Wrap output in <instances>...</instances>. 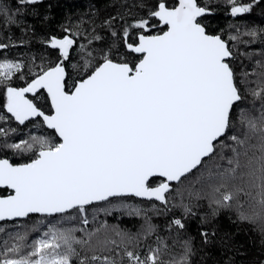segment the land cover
<instances>
[{"label": "snow or ice", "instance_id": "1", "mask_svg": "<svg viewBox=\"0 0 264 264\" xmlns=\"http://www.w3.org/2000/svg\"><path fill=\"white\" fill-rule=\"evenodd\" d=\"M38 2L14 0L16 13L0 6V24L17 25L20 8ZM226 3L237 17L259 0ZM121 7L90 33L77 25L48 38L56 60L47 65L0 51V125L15 120L52 130L8 143L16 129L0 126V151L27 157L0 158V189L11 190L0 195V222L62 218L31 243L27 231L9 234L0 242V264H193L192 239L181 238L199 206L192 201L206 200L212 217L235 208L239 220L264 232V72L256 87L241 86L255 72L238 74L233 65L229 42L239 35L208 31L207 0H124ZM12 46L10 37L0 41V50ZM68 66L78 77L71 84ZM14 78L23 84L14 86ZM173 191L183 211L168 222L170 244L150 213L168 211ZM101 205L105 214L141 218L139 230H109L106 221L90 229L97 216L89 219V207ZM200 235L210 244L216 233Z\"/></svg>", "mask_w": 264, "mask_h": 264}, {"label": "trees", "instance_id": "2", "mask_svg": "<svg viewBox=\"0 0 264 264\" xmlns=\"http://www.w3.org/2000/svg\"><path fill=\"white\" fill-rule=\"evenodd\" d=\"M207 2L213 9L212 14L204 18L208 31L211 34H220L224 39H228L230 35H239L238 41L229 42L234 52L233 65L238 69V74L242 71L249 73L254 71L255 75H249L248 83L241 86L256 87L260 73L264 72V68L259 66L264 64V31H262L264 30V0L255 3L250 12L237 17L230 15V5L226 3V0H207ZM240 2L252 3V0H240ZM123 3L124 0H39L35 5H26L20 8L16 17L17 25L4 28L0 24V41L9 43L10 37L11 43L15 45L0 51L3 56L23 61L26 65L32 64L33 60L35 65L42 62L47 65L56 60V52L46 44L48 38L62 36L65 27L75 31L77 25L80 26L81 31L87 30L90 33L94 26L101 25L110 15H115L117 10L123 11L121 7ZM128 3L131 4L132 0H128ZM0 6L7 7L16 13L17 4L14 0H0ZM133 11L136 10L133 9ZM116 27H119V24ZM253 29L258 33L255 39L244 35L245 32ZM97 32L104 34L99 27H97ZM81 42L86 41L81 39ZM67 70L71 76L68 82L71 84L78 77L75 76L70 66ZM26 71L27 68H25ZM12 84L22 85L23 81L14 78ZM44 97L45 100L41 101V104L47 105L46 96ZM0 101H2V95H0ZM45 110L48 108L45 107ZM0 126L16 129V132L9 133L8 143L27 139L29 135H52V132L45 128L34 127L32 123L19 125L10 120ZM0 158H8L13 163L27 162L26 156L15 155L9 149L0 151ZM6 193L7 190H0V195ZM125 202L142 207L148 206V202L134 198H125ZM180 203V193L173 191L170 195L168 211H164L163 206H159L162 214L150 213L152 222L158 227L159 234L167 238L170 244L175 237V231L169 233L167 225L170 220L182 217L183 210L179 206ZM184 203H188L186 193ZM192 203L199 206L193 208L195 215L185 220L186 231L181 233V238L190 237L192 239L193 264H264V232L260 230L259 223L253 224L239 220L235 208L221 209L218 215L212 217L209 215L210 209L206 200L192 201ZM172 205L176 206L172 207ZM99 207L103 205L89 207V219L93 213L97 216L96 221L90 224V229H95L106 221L109 230L119 228L135 233L143 222L141 218L129 216L122 210H113L110 214H105L99 210ZM205 217H207V222L202 223ZM61 220L59 216L32 215L24 220L2 222L0 227H4L5 232L0 233V242L7 239L9 234L27 231L28 243H31L46 231L50 224H60ZM65 226L68 225L65 224ZM201 231L216 233L211 238L212 243L204 244L200 235ZM81 235L77 233V236ZM174 251H180L179 243L175 245Z\"/></svg>", "mask_w": 264, "mask_h": 264}, {"label": "water", "instance_id": "3", "mask_svg": "<svg viewBox=\"0 0 264 264\" xmlns=\"http://www.w3.org/2000/svg\"><path fill=\"white\" fill-rule=\"evenodd\" d=\"M210 15H211V14H210ZM208 16H209V15H208ZM44 95L47 96L46 93H44ZM29 98H31V95H30V94H29ZM45 129H46V128H45ZM46 130L52 132V130H49V129H46ZM0 190H5V189H0ZM8 192L11 193V190H8ZM134 199L140 200L139 198H134ZM141 201H142V200H141ZM145 202H146V201H145ZM32 215H38V214H32ZM32 215H31V216H32ZM38 216H40V215H38ZM24 219H26V218H18L17 220H24ZM17 220H15V221H17ZM7 222H12V221H7ZM0 223H2V222H0Z\"/></svg>", "mask_w": 264, "mask_h": 264}, {"label": "flooded vegetation", "instance_id": "4", "mask_svg": "<svg viewBox=\"0 0 264 264\" xmlns=\"http://www.w3.org/2000/svg\"><path fill=\"white\" fill-rule=\"evenodd\" d=\"M46 111H48V110H46ZM14 122H16L15 120H13ZM17 123V122H16ZM27 124H29V122H26V124L25 125H27ZM8 194H10V192H8V190H7V193L5 194V195H8Z\"/></svg>", "mask_w": 264, "mask_h": 264}]
</instances>
